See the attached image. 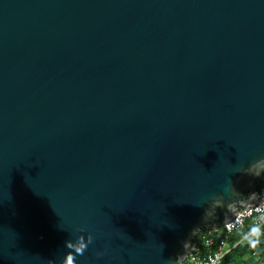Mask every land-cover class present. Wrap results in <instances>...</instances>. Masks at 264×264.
Instances as JSON below:
<instances>
[{
  "label": "water",
  "instance_id": "obj_1",
  "mask_svg": "<svg viewBox=\"0 0 264 264\" xmlns=\"http://www.w3.org/2000/svg\"><path fill=\"white\" fill-rule=\"evenodd\" d=\"M260 158L264 0H0V264H170Z\"/></svg>",
  "mask_w": 264,
  "mask_h": 264
},
{
  "label": "clouds",
  "instance_id": "obj_2",
  "mask_svg": "<svg viewBox=\"0 0 264 264\" xmlns=\"http://www.w3.org/2000/svg\"><path fill=\"white\" fill-rule=\"evenodd\" d=\"M247 174L264 179V158L251 163ZM249 197H244L241 194L239 199L230 201L227 206L223 204L220 197H215L211 201V208L225 207L226 212L230 215H226L219 225L208 226L207 231H214L221 235L227 233L229 236L235 234L238 237L235 243H230L226 238L219 248L207 257L206 261H201L194 255L197 245H194L191 240H186L182 245L184 251L177 254L170 264H224L225 258L230 255L233 247L247 248L256 258L253 264H260V258L264 257V191L250 193ZM209 215L214 216L215 212L206 209L204 216ZM246 221H248L247 227H245ZM86 231V228L81 227L80 235L65 242L68 251L61 264H77V256H82L88 250L89 245L94 242L95 236L91 232H87V236H85ZM204 231L205 228L196 227L192 229L191 236L201 239V233ZM106 253L107 248L104 251H98L96 255L102 257ZM48 264H56V262L49 261Z\"/></svg>",
  "mask_w": 264,
  "mask_h": 264
},
{
  "label": "built area",
  "instance_id": "obj_3",
  "mask_svg": "<svg viewBox=\"0 0 264 264\" xmlns=\"http://www.w3.org/2000/svg\"><path fill=\"white\" fill-rule=\"evenodd\" d=\"M264 191V183L261 185L260 189L258 192ZM248 221L245 222V227H247ZM235 234H232L229 236L227 233L221 235L220 233L217 232H209L205 230L204 232L201 233V239H194L193 244L197 245V250L195 252V256L198 260L201 261H206L207 257L212 254L216 249L219 248L220 244L227 238V240L230 243H235L231 241V238ZM207 245V246H206ZM234 247L232 248V250ZM252 258L256 259L253 256V253L251 252ZM194 258V257H193ZM260 264H264V257L260 258Z\"/></svg>",
  "mask_w": 264,
  "mask_h": 264
},
{
  "label": "trees",
  "instance_id": "obj_4",
  "mask_svg": "<svg viewBox=\"0 0 264 264\" xmlns=\"http://www.w3.org/2000/svg\"><path fill=\"white\" fill-rule=\"evenodd\" d=\"M264 183V179H261L258 183V190ZM238 239L236 235L231 238V241L235 242ZM255 259L251 256V251L245 247H234L230 255L225 258L224 264H253Z\"/></svg>",
  "mask_w": 264,
  "mask_h": 264
}]
</instances>
